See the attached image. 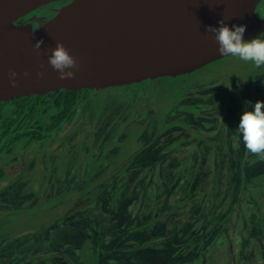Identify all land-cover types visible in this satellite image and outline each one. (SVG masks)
<instances>
[{"label":"trees","instance_id":"trees-1","mask_svg":"<svg viewBox=\"0 0 264 264\" xmlns=\"http://www.w3.org/2000/svg\"><path fill=\"white\" fill-rule=\"evenodd\" d=\"M45 9L41 8L26 18L40 15ZM263 35L264 33L257 37L262 39ZM244 64L249 66L246 69L248 74L244 76L245 79L241 76H233L228 71L230 65L243 66ZM206 72L210 73H208V77L203 76ZM237 78L243 79L244 84L245 80L251 78V81H248L247 85H242L243 88L240 90L244 99L248 100V111H251L255 102L264 101V66L256 67L251 62H245L232 56L211 63L194 73L178 77L151 79L132 86H125L127 89L121 94L130 93L131 89L134 95L139 98L140 91H136L141 88L145 89L141 90L145 96H148L147 91L151 95L156 93L158 121L161 123L158 127L160 131L170 129L174 125H183L196 137L207 141L211 138L208 139L206 135L203 136L201 131L196 129V126H200L202 131H207L205 124L198 122L186 124L182 120L181 113L184 110L198 111L196 107L186 105L183 101L188 94L192 93L194 86L201 87L199 91L203 93L208 91L203 86L214 87L213 83L217 84L220 79H226L228 82ZM170 79L174 80L172 84ZM132 87L137 90L135 91ZM116 88L121 87L101 90L62 89L48 94L18 96L0 103V206L6 207L5 210H0V213L3 212L5 215L0 216L2 217L0 218V264H97L99 262L97 260H100L99 264H106V258H111L108 256L109 254L113 258L116 257L114 245H119V243L115 241L114 245L110 244L105 247V250L103 247L100 248L101 237L105 234H98V229L94 230L93 236L89 235L90 237L85 238L83 237L85 234H81V230L85 231L86 227L82 224L79 223L80 226L71 231H66L65 228L71 225L75 214L80 215L84 208L98 209L101 202H106V198H112L111 193L114 194L113 197H116L117 201L114 203L110 201V206H120L121 202L127 198H138L141 195L139 190L133 188L128 194L127 190H122L120 187L117 190L114 188L119 176L127 170L137 174L135 185H139L143 189L144 195L150 198V203H153L154 200L155 202L152 208L149 209L147 204L141 211L140 214L142 216L147 214V217L137 218L138 220L133 224L134 227L127 226L128 230L122 240L133 239L131 243L135 241L136 247L133 249L132 256H128L129 251L124 249L126 251L125 264H204L202 259L203 255L206 257L207 250H204L207 243L215 241L217 236H223L225 225L234 210L232 209L233 202L236 200L244 202L246 198L252 201L256 197L257 190L254 185L264 179V158L251 157L255 155L245 149L243 141H238L241 149L239 153L233 143L227 141L228 148L233 151V153H229L232 157L231 161L235 163L232 167L229 163H224L223 160L211 163L212 179H209L208 170L200 176H195L196 179L193 177L192 169L194 170L196 164L195 155L205 156V160L201 162L202 165H205L209 160L207 152L201 151L203 146L194 148L200 151L198 153L193 152L191 145L178 149L179 143L176 141L172 143L169 140L155 144L159 141L157 136L153 141H149L148 138L139 147L134 145L135 150L124 155L123 150L127 149L132 141L129 142V137H126V132L123 129L133 123L135 132L138 131V136L144 132L149 125L146 114L151 108L153 100L149 95L148 98L151 97V99L148 103L145 102V107L150 106L147 107V112H144V117L141 118L145 120L143 123H140L139 119L134 122L135 118L125 121L114 114L112 111L114 108L110 107V110L107 108L108 98L104 102V99L99 97L106 92H112L110 89ZM95 98L97 108L96 112L92 113L88 104H94ZM241 102L243 100L237 104L238 109L241 107ZM143 103L139 100L135 102L133 114L136 112L135 106L138 104L144 106ZM203 108L204 106H200L199 110ZM165 109L167 114L163 115ZM233 112L237 117H241L243 114L241 111L238 113L235 107ZM174 115L177 117H173ZM112 117H114L113 120ZM111 121L112 124L117 125L120 122L121 124L117 134L108 140L104 134L99 132L101 127H105ZM91 126H95V128L93 129ZM62 132L64 133L60 139ZM118 141L121 142L120 145L117 143ZM122 141H126V144ZM114 146L119 147L113 149L115 156L111 158V161L114 160L111 163L117 161L122 165H118L113 172L107 169V166L111 164L108 159L109 151ZM34 147L40 150L31 152ZM80 147H83V154L79 150ZM207 147L210 148V145ZM234 148L235 150H233ZM217 155L218 153L211 156L220 158ZM52 156L55 159H52ZM239 157H242L240 162L236 159ZM27 159L32 160L27 169H33L35 161H39L45 166L43 165L44 169L42 170V188L39 189L42 190L41 194L36 193L32 196L34 198L32 202L25 205L24 202L32 197L26 195L24 187L33 185L32 179L34 178V174L30 177L27 176L28 180L26 183L23 182V173L20 167L25 164ZM131 162L132 165H129ZM248 163L249 165L258 163L262 168L250 170L245 167V164ZM64 166L69 169L65 171ZM72 169H75L76 172ZM135 170L137 173H134ZM95 171L97 173L94 174ZM51 175H53L52 178ZM74 186L76 187L74 188ZM124 186L126 189L128 184L126 183ZM42 195L43 199L41 200ZM72 195H75L73 203H71ZM44 199L46 200L43 201ZM77 200L87 201V206L76 208ZM47 202L49 203L46 204ZM47 207L54 212L50 217L43 219L41 213ZM38 208H41L37 211L39 213H34ZM227 208H231L229 214ZM12 210H18V213L25 215L26 220L23 225L13 222L20 214L15 217L13 216L15 214L10 212ZM183 216H185L184 219H182ZM261 220H263V216L260 214L254 224H258ZM131 223L132 220L128 225ZM155 223L158 226L160 224L166 226L167 229L164 230L165 233L162 231L161 233L164 234L156 239L161 242H154L155 236L150 230L151 224ZM5 224L7 228H5ZM52 225L53 228L61 229V232L55 236L46 237L45 228ZM121 225L126 226L127 223L124 221ZM110 228L112 225L109 219L103 229ZM261 230L263 231L264 227ZM88 234L89 232L86 230V236ZM72 236L77 240L70 243L68 252L60 251L59 249L67 250L65 241ZM167 241H170V244L166 243ZM258 241L263 242L259 238ZM7 242H9L8 251L4 246ZM146 243L154 247L159 245L158 249L167 250L168 255L160 256V259L152 257L153 260L151 258L148 261L149 257L144 256L146 255L144 252L140 253ZM247 243L255 246L254 241V244L249 241ZM84 246L89 247L88 258L83 255L82 248ZM36 247L44 249L43 257L32 249ZM172 247L176 252L170 250ZM257 248L260 255L264 257V242ZM4 251L8 252L6 257L1 256ZM58 253H62V255H58ZM218 258L219 256L215 260H211L210 263L216 264Z\"/></svg>","mask_w":264,"mask_h":264},{"label":"water","instance_id":"water-1","mask_svg":"<svg viewBox=\"0 0 264 264\" xmlns=\"http://www.w3.org/2000/svg\"><path fill=\"white\" fill-rule=\"evenodd\" d=\"M261 1L0 0V103L194 73L230 57L218 53L208 26L219 27L221 20L229 28L244 25L245 41L264 33V19L256 15ZM47 6L57 7L55 13L25 19ZM37 41H43L38 50ZM57 42L76 59L72 79H59L48 63Z\"/></svg>","mask_w":264,"mask_h":264},{"label":"rangeland","instance_id":"rangeland-1","mask_svg":"<svg viewBox=\"0 0 264 264\" xmlns=\"http://www.w3.org/2000/svg\"><path fill=\"white\" fill-rule=\"evenodd\" d=\"M264 3V1H263ZM52 8V9H51ZM56 7H51L49 6L46 10L45 13L43 12V14H46L49 11H53V9H55ZM49 10V11H48ZM38 23H42L41 21ZM262 39H264V35L262 36ZM249 66L244 64L243 66H238V65H230L229 68V72L234 75L237 76H241L243 79L245 75L248 74V72L246 71V69ZM243 70V71H242ZM208 73L206 72L205 74H203L204 77H208ZM210 74V73H209ZM230 75V74H229ZM171 84L174 82L173 79H170ZM131 88V87H129ZM133 88V87H132ZM203 88L208 89V94L201 96L202 100H206L208 97H210L211 92L210 89L213 88L211 86H203ZM214 88H218L215 87ZM228 88H230V92L226 91H220L222 90V88H218L217 92L212 93V97H214L215 99L217 98H222L224 99V102L222 104V111L224 112V115L220 116L217 114H214L211 117H215L218 118L219 121L216 120H212L209 116L208 113H206L205 115L199 117L196 114L193 113V111L191 110H184L182 112V120L184 122H186L187 120H190L191 123L186 122V124H192L193 122H195L196 120H205L207 121L206 123L203 122H199V124H205L207 131H202L200 126H196V129L198 131H201L202 135L205 136L209 139L207 141H202L201 139H199L198 137H196L191 131H189L188 129L181 127V131L183 133V137L185 139H183L181 142H185L184 146L187 147V145H191L193 152H200L195 150L194 148L203 146L201 151L204 150V152H207L208 154V162L205 165H202L201 162L205 160V156H196L195 155V159H196V164L194 167V170L192 169L193 172V177L196 179L195 176H200L202 175L205 171L208 170V174H209V179H212L213 176L211 174V169L212 168L210 166L211 163L213 162H218L219 160H223L224 163H229L231 165V167L234 165L235 162H232L231 159V155L229 153H233V151H231L228 148L227 145V141L233 142V146L235 148L238 149V153L240 147H239V143H237V141H243L242 139V135L237 131L239 122H240V118L241 117H235L233 115V108L239 103L240 100H243V95L238 92L235 91L231 86H229ZM127 89V87H121V88H116V89H110V93H105L100 95V98L104 99V102L107 100L108 98V105L107 108L110 110L111 108H114L112 111L117 112V110L119 109L121 112L119 113V116L122 120H124L125 116L127 115H131L133 114V112L129 113V108L133 107L135 105V102L138 100H143L145 102L149 101L150 99H147V96H143L144 93L141 92V90H145L144 88H141L139 90H134L138 93V97L137 98L134 95V92L130 89V93H125V94H121L124 93V91ZM201 89V87H193V90L191 91L192 93L188 95V100L185 103L186 105H191L194 102L199 101L198 97L196 96L197 93H202L199 90ZM237 90H239L237 88ZM175 92V91H173ZM240 93V94H239ZM239 94V95H237ZM147 95H151L149 93V91H147ZM117 96V97H115ZM152 100H153V104L152 106L147 105V107H151V110L149 112V116H148V126L145 128V131L140 133L138 136V131L135 132L134 129V125L133 123H131L129 126L125 127L123 130L126 132V137H129V142L132 141L131 144L128 145V148L123 150V154L126 155L132 151H134V145H136V147H139L141 144H143L148 138L149 141H153L155 137H159V143H161V140L164 138L165 141H169L170 139H172L174 136L179 135L180 131L177 128L172 129H165L163 131H160V129L158 127H160L161 123L158 121V117H159V112L157 110V104H156V93L151 95ZM94 104H88V106L90 107V110L92 113L96 112V108H97V100L96 98L94 99ZM145 102L143 103V105L145 106ZM212 107L210 106H204L203 110H211ZM146 111V110H144ZM241 111L242 113L245 111V107L242 103V106L240 107V109L238 110ZM140 112H142V109L140 110ZM216 113V112H214ZM124 114V115H123ZM167 114V110H164V115ZM113 115V113H112ZM130 117L128 116L125 121H128ZM114 119V117H112V120ZM230 122L232 124V126L230 127ZM93 129L95 128V126H91ZM103 128V129H102ZM120 129V123L116 124H112V121L110 123H108L107 125H105V127H101L100 132L98 130L99 133L104 134V137L107 138L109 140L110 137H113L114 134H117V132ZM235 130V132L237 133V135L234 134L233 130ZM151 134V137H149V135ZM182 135V134H181ZM219 137H222V139H219ZM177 141H180V139H178ZM124 144H126V141H122ZM106 143V142H105ZM119 145L121 144L120 141L117 142ZM207 145H210V148L207 147ZM119 147V146H114L113 148H111V150L109 151V163L113 162L114 160L111 161V158L115 156V153L113 152V149ZM235 148L233 150H235ZM39 148L34 147L32 151H35ZM40 150V149H39ZM81 154H83L82 150L83 147L79 148ZM216 151V153H215ZM65 152V151H64ZM218 153L217 156H219L220 158H212V154H214V156ZM32 154V153H31ZM251 157H256L255 156H251ZM52 159H55L54 156L51 157ZM212 158V159H210ZM238 162H240L242 160V157L236 158ZM32 160L27 159L25 161V164L22 165L20 167L21 171L24 170V174H23V182L26 183L27 176L30 177L34 176V178L32 179V184L33 185H28L24 188H26V195H28L29 197H32L34 195H36V193L41 194L40 191L42 192V190H39L42 188V170L44 169V166L41 162L39 161H35L33 163L34 168L33 169H27L28 166L31 165ZM108 164V163H107ZM105 164V165H107ZM121 163L115 161L114 163H111L109 166H107V169H110L111 171L114 172V170L116 169V167L118 165H120ZM239 164V163H237ZM251 165L245 164V167L248 169H254V170H260L262 167L259 166L258 163H250ZM122 165V164H121ZM132 165V162L129 164ZM213 166V165H212ZM67 169H69V167L67 168V166H64V170L67 171ZM28 172H27V171ZM63 170V169H62ZM73 171H75V169H72ZM76 172V171H75ZM27 173H29V175H27ZM97 173L96 171L94 172V174ZM134 173H137V170L134 171ZM53 177V175H52ZM51 177V178H52ZM140 177V176H139ZM138 177V178H139ZM89 179V178H88ZM136 179H137V174H133L131 171L127 170L126 172H124L122 175L119 176L118 181L116 186L114 187L115 190L122 188V190H127L130 194L131 191L134 189L141 191V195L134 199V198H127V200H124L123 202H121L120 206H110V201H112L113 203L117 201L116 197H113L114 194L111 193L110 195L112 196V198H106L105 199V203L101 202V205L98 209L96 210H92L89 208H84L80 215L79 214H75L73 216V219L71 220V225L66 227L65 230L66 231H71L73 228L80 226V224H82L83 226L86 227V230H88L89 234L88 236H86V230L84 231L83 229L81 230V234L84 233L85 238L93 236L94 235V230L98 229V234H105V236H102L101 239V247H103V249L105 250V247H108L110 244L114 245V242L117 241L119 243V245H114V251H116L117 255L116 257H112L111 254H109L108 256L111 258H106L105 263L106 264H125V256H126V251L124 249H127L129 251L128 256H132L133 254V249L136 247L135 246V241H133L131 243V241L133 240H122V237L125 235V232L128 230L127 226L129 227H134L133 224L136 223V220L138 219H143L145 217H147V214H144V216H142L141 211L143 210L144 206H146L148 204L149 209L152 208L154 206V202L153 204H151L149 201V197L147 198L146 195H144L143 193V189L139 186V185H135L136 184ZM208 179V181H209ZM123 183V185H122ZM128 184V187L125 189L124 184ZM76 186H74L75 188ZM206 187V186H205ZM254 188L257 190V194L256 197L254 199H249L246 198V200L243 201H234L233 206L230 204V206H232L234 209L232 211L231 217L228 220V222L226 223V228L223 232V236H217L215 238V241L212 240V242L207 243L206 249H205V253H206V257L205 255H203V263L204 264H211L210 261L211 260H215L217 256H219L218 261L216 264H264V257L263 255H260V253L258 252V248L257 246L260 247L261 243L264 242V230L262 231V227H264V179H262L261 181H259L256 185H254ZM75 195H72L71 198V203H73ZM34 198L32 197V199H27L25 205H28L32 202ZM43 199V195L41 197V200ZM148 199V200H147ZM46 199H44L43 201H45ZM243 202V203H241ZM49 202H47L46 204H48ZM87 201H76V208H81V207H86L87 206ZM45 204V205H46ZM44 205V206H45ZM40 206V205H38ZM157 206V205H156ZM1 207V211L5 210V206H0ZM48 208V209H47ZM44 212H42V216L43 219L44 218H48L51 215H53L52 213L54 212L52 209H49V207H47ZM227 212L229 214L231 208H227ZM38 210H41V208H38L34 211V213H39L37 212ZM50 210V211H49ZM11 213L15 214L13 216H18L20 213H18L19 211H10ZM18 213V214H16ZM260 214L263 216V220H261L258 224H254V222L256 220L259 219ZM181 215V214H180ZM0 216H5L3 215V212L0 213ZM25 215H19L18 217L15 218V220L13 221L14 223H18L19 225H23L24 224V220H26V217H24ZM154 216V215H153ZM75 217V218H74ZM155 217V216H154ZM185 216L182 217V219H184ZM2 218V217H0ZM138 218V219H137ZM111 221V225L112 228L110 229H103L106 227V224H108V221ZM132 220V223L130 225L129 222ZM106 220V221H105ZM75 221V222H74ZM105 221V222H104ZM124 221L127 223L126 226L121 225L122 222L124 223ZM149 221V220H148ZM104 222V223H103ZM7 224V223H6ZM5 224V228H7V225ZM78 224V225H76ZM146 224V223H145ZM48 225V224H46ZM38 226V225H37ZM157 223H155L154 225L151 224L150 226V230L152 231L153 235L155 236L154 238V242H161L160 240H156L158 237H161L166 229V226L163 225H159L158 227ZM28 227V226H25ZM34 227V226H31ZM125 227V228H124ZM124 228V229H123ZM21 228L19 227V230ZM46 230V237H51L52 235L55 236L57 234H59L61 232V229L52 226H48L45 228ZM107 230V231H106ZM165 230V231H164ZM164 233H161V232ZM29 233V232H28ZM27 234V233H24ZM90 235V236H89ZM140 238H142V236L140 235ZM258 238L263 240V242H259ZM171 239V238H170ZM77 239H74L73 236L70 237L69 239L67 238L65 241L66 244V248L67 250H63V249H59L60 251L63 252H68L69 248H70V243L76 241ZM70 241V242H69ZM253 243V241L255 242V246H251L250 244H248L247 242ZM127 242V243H126ZM8 243L7 242L4 246L5 249L8 251L9 247H8ZM166 243L170 244V241H167ZM165 244V243H164ZM254 244V243H253ZM140 246H142V244H140ZM164 246H168V245H164ZM160 246H156L154 247L151 244L146 243L144 248L142 249L143 251H140V253L144 252L146 255V257H149L148 261L153 257V258H157L160 259L159 257L162 256L164 257L165 255H168V251L167 250H162L161 248L158 249ZM37 254H39V256L43 257V251L44 249L36 247L35 249L32 248ZM173 252H176V250L170 249ZM112 251V252H114ZM82 252L83 255L85 257H89V247L84 246L82 248ZM111 252V251H109ZM113 253V254H116ZM8 252H3V254L1 256H7ZM183 254V252H182ZM58 255H62V253H58ZM243 256L242 258H239L240 256ZM161 257V258H162ZM152 258V260H153ZM206 259V260H205ZM133 260V259H132ZM72 261V260H70ZM100 262V260H97ZM136 261V260H133ZM147 261V262H148ZM43 262V260H42ZM99 262L97 264H99ZM80 264V263H79Z\"/></svg>","mask_w":264,"mask_h":264},{"label":"clouds","instance_id":"clouds-1","mask_svg":"<svg viewBox=\"0 0 264 264\" xmlns=\"http://www.w3.org/2000/svg\"><path fill=\"white\" fill-rule=\"evenodd\" d=\"M219 27L208 26L207 32L214 33V39L218 44V53L221 56L238 57L242 61L251 62L256 67L264 66V39H243L246 26L234 25L229 28L224 21L219 22ZM43 41H37L35 49H40ZM227 58V57H226ZM49 65L59 73V79H72L75 73L70 69L77 67L76 59L70 55L63 43L57 42L51 49L48 57ZM27 75V73H25ZM43 76L44 73H38ZM12 86L15 87V72L9 73ZM237 110L238 105L235 106ZM233 115L237 117L234 112ZM237 131L242 135L245 149L252 155L264 158V101H257L252 105V110H245L241 115ZM64 132L60 134L63 135Z\"/></svg>","mask_w":264,"mask_h":264},{"label":"flooded vegetation","instance_id":"flooded-vegetation-1","mask_svg":"<svg viewBox=\"0 0 264 264\" xmlns=\"http://www.w3.org/2000/svg\"><path fill=\"white\" fill-rule=\"evenodd\" d=\"M263 1L264 0H262L261 1V3L259 4V6L257 7V10H256V15L260 18V19H264V3H263ZM49 6H47V7H44V8H48ZM45 9V10H46ZM57 9V7L54 9V11H49V12H47L48 14H50V13H55V10ZM44 13H45V11H43ZM46 13V14H47ZM31 17H29V18H26V19H30ZM38 22H36L35 23V27L36 28H38V27H40V25L42 24V23H38ZM222 79H220V81L217 83V84H215V83H213V86H215V87H220V88H222V90H219L218 91V88H214L213 90H212V88L210 89V92H211V95H210V97H208L206 100H202L201 99V96H203V95H206V94H208V91L207 92H203V93H197L196 94V96L198 97V99H199V101H197V102H194L193 104H191L190 106L192 107V106H194V107H196L197 109H198V111H194L193 110V113L194 114H196L197 116H199V117H201V116H203V115H205L206 113H208V116L212 119V120H216V121H219V119L218 118H215V117H211V116H213L214 114H217V115H220V116H222V115H224V112L222 111V104H223V102H224V99H223V97L222 98H217V99H215L214 97H212V93H214V92H220V91H226V93L227 92H230V88H228L229 86H231L235 91H238V92H240V90H242V85H247L248 83V81H251V78H248L247 80H245V84H244V80L243 79H241V78H237V79H235V80H233V81H231V80H229L228 82H226V79H223L222 81H221ZM237 88L239 89V90H237ZM214 91V92H213ZM191 94V93H190ZM144 95V94H143ZM189 95V94H188ZM188 95L185 97V99H184V101H183V103L185 104L186 102H187V100H188ZM145 96V95H144ZM244 97V96H243ZM151 98V97H150ZM147 99H149L148 98V96H147ZM139 102H145V101H143V100H139ZM203 102H205V103H203ZM146 103H148V101L146 102ZM150 103V102H149ZM242 103H243V105H244V107H245V110H248L249 108H248V100L247 99H244L243 98V102H241V104H240V106H242ZM153 103H151V105H152ZM200 106H210V107H212L211 108V110H199V107ZM136 107V112L134 113V114H131V115H127V116H125V118H124V120L129 116L130 117V121L131 120H133L134 118V122L135 121H137L138 119L140 120L139 122L140 123H143L145 120H144V118L143 119H141L142 117H144V112H147V111H144V110H147V106L145 107V106H142L141 104H138V106L136 105L135 106ZM142 109V112H140V110ZM129 113L130 112H133V110H134V107H130L129 108ZM150 110H151V108L148 110V112H147V114H146V117L148 118V116H149V112H150ZM121 111L118 109L117 110V112H115V115L116 116H119V113H120ZM214 112H216V113H214ZM181 115H182V113H181ZM120 117V116H119ZM173 117H177V115H174ZM172 117V118H173ZM175 120V119H174ZM173 120V121H174ZM198 121H200V122H203V123H206L207 121H205V120H196L195 122H193V123H197ZM186 122H189V123H191V121L190 120H187ZM173 123V122H172ZM176 123V122H175ZM199 123V122H198ZM120 124H121V122H120ZM232 126V124L230 123V127ZM178 127V130L180 131V133H179V135H177V136H174L172 139H170L171 141H172V143H174L175 141L176 142H178L179 143V148L178 149H181L182 147H185L184 146V143L185 142H181V141H177L178 139H185L184 137H183V133H182V131H181V127H183V128H185V126H183V125H180V126H178V125H174V126H172L171 128L172 129H174V128H177ZM170 128V129H171ZM103 129V128H102ZM171 129V130H172ZM233 130V132H234V134L235 135H237V133L235 132V130L234 129H232ZM182 134V135H181ZM220 139H222V137H219ZM163 141H165V139L163 138L162 140H161V143H163ZM233 143V142H232ZM237 143H238V141H237ZM155 144H159V142H157V143H155ZM177 149V150H178ZM44 166H45V164H43ZM22 173L24 174V170L22 171ZM27 175H29V173H27ZM51 177H52V175H51ZM205 251V250H204ZM203 254V253H202ZM243 256L241 255L239 258H242ZM204 258V257H203Z\"/></svg>","mask_w":264,"mask_h":264},{"label":"bare ground","instance_id":"bare-ground-1","mask_svg":"<svg viewBox=\"0 0 264 264\" xmlns=\"http://www.w3.org/2000/svg\"><path fill=\"white\" fill-rule=\"evenodd\" d=\"M49 11V10H48ZM38 24V23H37ZM164 115V114H163ZM84 178V177H83ZM99 182H101V181H99ZM130 192V191H129ZM148 198V197H147ZM190 198V197H189ZM188 198V199H189ZM194 199V198H193ZM148 200V199H147ZM190 201H191V198L189 199ZM157 201V200H156ZM161 201V200H160ZM178 201V200H177ZM183 201V200H182ZM154 202H155V200H154ZM186 203V202H185ZM151 204H153V203H151ZM184 205V204H183ZM154 211V210H153Z\"/></svg>","mask_w":264,"mask_h":264}]
</instances>
